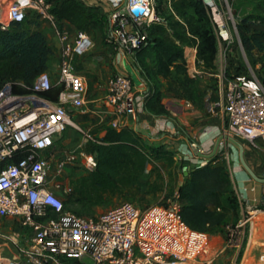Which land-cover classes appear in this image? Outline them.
I'll return each instance as SVG.
<instances>
[{
	"label": "built area",
	"instance_id": "1",
	"mask_svg": "<svg viewBox=\"0 0 264 264\" xmlns=\"http://www.w3.org/2000/svg\"><path fill=\"white\" fill-rule=\"evenodd\" d=\"M109 1L114 11L103 40L115 52L130 57L148 45V28L165 23L160 2L168 7L170 3ZM198 1L210 17L218 52L223 47L222 55L231 61L235 42L228 21L234 27L235 21L228 0ZM60 2L0 0V30L38 19L50 24L61 45L54 83L44 72L26 94H14L9 83L0 87V219L14 220L26 234L15 244L17 256L26 264H202L209 251V237L182 220L178 189L165 206L141 211L133 203L122 202L93 217L66 210L53 190L68 195L72 185L62 182L65 172L84 169L91 173L97 165L95 155L64 146L67 129L76 130L86 143L94 142L74 121V116L87 113L88 82L75 66L77 59L91 50L92 40L82 31L71 35L60 27L52 12ZM237 44L242 48L240 41ZM213 76L217 86L224 85L219 92L225 126L216 135L218 147L224 149L229 140H238L258 149L264 143V84L254 75L246 79L227 67ZM52 88L58 89L54 102L44 96ZM140 94L130 77L114 74L108 78L103 102L111 115L109 126L127 128L130 119L143 109ZM224 158L228 159L227 154ZM261 178L264 180V168ZM259 212H264V199L257 206H248L236 227H227L225 248L235 253L229 264H236L249 226ZM0 264H5L2 259Z\"/></svg>",
	"mask_w": 264,
	"mask_h": 264
},
{
	"label": "trees",
	"instance_id": "2",
	"mask_svg": "<svg viewBox=\"0 0 264 264\" xmlns=\"http://www.w3.org/2000/svg\"><path fill=\"white\" fill-rule=\"evenodd\" d=\"M162 2L159 4L162 12ZM165 23L152 25L147 29L148 45L135 54L136 61L154 87V93L146 104L151 113L163 112L160 87L165 83L167 91L176 98L194 101L198 98L196 80L187 75L185 51L196 48V65L204 71L215 70L218 52L217 40L207 10L198 0H170ZM52 12L57 20H65L79 31L87 30L93 15L74 0L56 4ZM162 14V13H161ZM178 19H174V17ZM173 17V18H172ZM249 16L236 25L242 48L250 53L264 51V26H258ZM40 24L34 19L13 23L6 31L0 30V87L12 85L14 94H26L35 79L46 72L52 48ZM31 27L34 28L31 29ZM161 78L164 82H160ZM57 88L44 93L56 101ZM88 141L86 152L95 155L96 168L87 177L72 185V191L63 201L64 208L71 205L78 209L71 211L78 216H91L97 207L108 204L125 192L138 191L144 186L146 166L151 158L163 159L172 167L174 157L163 151L146 146L133 130L104 128L101 138ZM209 177L229 183L224 166L208 164L187 172L185 182L178 189L181 200L182 220L193 230L223 227L228 217L236 221L239 202L236 193H222L207 185Z\"/></svg>",
	"mask_w": 264,
	"mask_h": 264
},
{
	"label": "crops",
	"instance_id": "3",
	"mask_svg": "<svg viewBox=\"0 0 264 264\" xmlns=\"http://www.w3.org/2000/svg\"><path fill=\"white\" fill-rule=\"evenodd\" d=\"M64 1L66 0H61V3ZM74 1L80 3L87 13L93 15L87 30L83 31L91 38L92 48L83 57L77 59V62L83 66L84 70L81 73L87 82L92 81V78L86 75L95 74L96 80L103 84V93L98 92L95 97L88 94L87 113L74 116V121L92 136L103 137L104 128L110 125L111 120L107 105L103 102L106 81L114 75L112 72L128 76L133 80L135 87L141 91L143 109L130 119L127 128L139 135L149 148L169 153L173 157L179 156L182 164L189 162L200 163L201 167L208 164L226 166L241 210L243 209L246 213L248 206H257L264 199V180L261 178V171L264 168V143L260 144L258 149H252L238 140H229L226 148L217 147L215 151L218 142L216 135L225 126V115L220 104L222 94L219 92L224 85L217 86L213 75L219 73L224 67L228 68L229 58L225 59L221 53L217 52L215 70L208 72L197 67L196 48H188L185 51L186 70L187 75L196 80L198 98L194 101L178 99L166 90L164 83L159 90L163 112L151 113L147 111L146 104L154 93V87L147 78H140V72L129 64L128 60L135 55L133 57L121 55L113 50L116 55L113 62L114 70L109 69L106 73L94 70L104 59L101 53L112 51L102 46L104 35L110 28V15L114 11L111 2L109 0ZM59 24L71 35L79 31L65 20H60ZM31 29L34 30L33 27ZM38 29L52 48L46 72L51 75L54 83L61 45L49 23L42 22ZM88 55H94L91 61ZM104 62L107 63L106 60ZM159 81L164 82L161 78ZM51 101L54 102V100ZM192 144H196L197 148H193ZM64 146L66 150H85L86 142L76 130L67 129ZM226 154L228 159L224 158ZM53 190L57 196L66 198L67 195L62 191ZM257 214L261 218L264 216V212Z\"/></svg>",
	"mask_w": 264,
	"mask_h": 264
},
{
	"label": "rangeland",
	"instance_id": "4",
	"mask_svg": "<svg viewBox=\"0 0 264 264\" xmlns=\"http://www.w3.org/2000/svg\"><path fill=\"white\" fill-rule=\"evenodd\" d=\"M228 5L235 21V27L233 26V23L228 21V30L235 42L231 48V56L233 59L230 61L228 69L230 71L238 72L239 75H243L246 79L249 76L253 77L254 75L261 83L264 84V51L258 52L253 50L252 52L247 53L243 48H240L239 44H237V42L240 41V38L236 29V25H238L242 19L249 16L257 18H253L252 21L258 26H264V0H228ZM161 13L163 17L169 16V11L166 6L162 7ZM34 20L39 24L42 23L38 19ZM102 46H105L112 51L101 53L104 59L101 63L99 62L98 68H94V70L106 73L109 69L114 70L113 62L116 55L112 47L108 46L104 40ZM188 48H186V50ZM220 51L222 54L223 47L219 49V53ZM93 56L94 55L87 56L89 61L92 60ZM105 60L107 63L104 62ZM128 62L132 67L140 72V78L145 77L149 80L147 75L144 73L142 66L136 61L135 57L130 58ZM235 63L239 65L238 69H234L236 65ZM75 68L79 73L84 70L83 66L78 62H76ZM112 74H115V72H112ZM86 76L92 78V81H88L89 96L95 97L98 92L103 93V84L96 80V75L89 74ZM96 84H98V86L95 87ZM95 90L97 91L95 92ZM189 171L193 170L188 169L187 172ZM224 171L228 173L226 166H224ZM89 174L90 173L84 169H71L65 172V175L61 180L65 183L73 185L75 181L83 177H87ZM218 180L219 178L209 177L207 185L222 193L228 194L232 190L235 192V187L233 186L231 180L229 183L224 182L223 180ZM143 182L144 186L140 190L129 193L125 192L120 196H115L108 204L97 207L93 215H84V217L99 215L122 202L133 203L141 211L156 206H165L168 200L172 198L174 190L179 189V187L185 182V175L182 169L181 161L174 160L173 166L170 167L163 159L159 160L154 159V157L151 158L146 166ZM183 203L184 200H181V204ZM75 209L77 210L78 208L71 205L66 206V210L68 211H73ZM258 215L259 214H256L254 216L252 226H249V233L247 239L244 241V248L238 252L236 264H264V216L261 218ZM245 216V211L243 209L241 210L239 205L236 221H234L233 218L228 217V223L223 227L207 228L203 231L209 237V251L205 257H202V264H229L231 257L235 253L233 250L225 248L228 234L227 227H236L240 220L244 219ZM25 237V232L16 222H14V220L0 219V259H2L5 264H26L22 257L17 256L15 250L16 242L18 243L19 241L24 240Z\"/></svg>",
	"mask_w": 264,
	"mask_h": 264
},
{
	"label": "water",
	"instance_id": "5",
	"mask_svg": "<svg viewBox=\"0 0 264 264\" xmlns=\"http://www.w3.org/2000/svg\"><path fill=\"white\" fill-rule=\"evenodd\" d=\"M232 142H235V141H232ZM217 147H218V142L216 144L215 151H216ZM215 151H214V153H215ZM198 168H201V164L200 163L192 164V163H189V162H185V163L182 164V169H183V172H184L185 176L187 175V170L188 169L194 170V169H198Z\"/></svg>",
	"mask_w": 264,
	"mask_h": 264
}]
</instances>
